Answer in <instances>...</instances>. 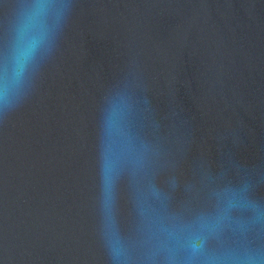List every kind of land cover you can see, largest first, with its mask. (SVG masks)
I'll use <instances>...</instances> for the list:
<instances>
[{"label": "water", "instance_id": "1", "mask_svg": "<svg viewBox=\"0 0 264 264\" xmlns=\"http://www.w3.org/2000/svg\"><path fill=\"white\" fill-rule=\"evenodd\" d=\"M0 264H264V0H0Z\"/></svg>", "mask_w": 264, "mask_h": 264}, {"label": "clouds", "instance_id": "2", "mask_svg": "<svg viewBox=\"0 0 264 264\" xmlns=\"http://www.w3.org/2000/svg\"><path fill=\"white\" fill-rule=\"evenodd\" d=\"M26 28L27 23L22 24L18 32L19 43L13 56V79L7 83L4 82L3 85L0 86V111H2L5 116L9 110L15 107L12 103L14 88L19 78L22 77L28 62L31 60L35 48V41L25 38Z\"/></svg>", "mask_w": 264, "mask_h": 264}]
</instances>
